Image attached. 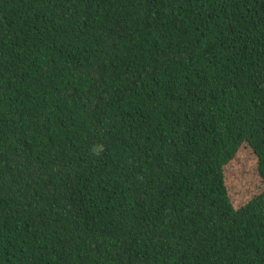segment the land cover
<instances>
[{
	"label": "trees",
	"instance_id": "1",
	"mask_svg": "<svg viewBox=\"0 0 264 264\" xmlns=\"http://www.w3.org/2000/svg\"><path fill=\"white\" fill-rule=\"evenodd\" d=\"M0 264H264V0H0Z\"/></svg>",
	"mask_w": 264,
	"mask_h": 264
}]
</instances>
